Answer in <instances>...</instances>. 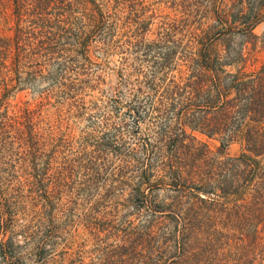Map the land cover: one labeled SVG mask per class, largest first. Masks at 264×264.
Segmentation results:
<instances>
[{
	"label": "trees",
	"instance_id": "trees-1",
	"mask_svg": "<svg viewBox=\"0 0 264 264\" xmlns=\"http://www.w3.org/2000/svg\"><path fill=\"white\" fill-rule=\"evenodd\" d=\"M231 1L232 19L218 0L225 33L192 35L178 48L167 17L146 40L156 14L142 0H0V264L47 262L58 215L111 173L110 156L120 161L110 191L79 222L99 261L89 264H264V62L252 68L253 50L228 45L234 29L242 44L259 40L264 0ZM93 49L134 52L151 74L141 66L143 80L123 85L126 110L116 105L75 148L58 124L45 128L42 108L54 95L77 105L69 75L87 76ZM45 71L52 84L38 102L9 104ZM146 117L152 134L137 138ZM130 139L138 142L126 152ZM234 144L240 153L230 156ZM18 160L24 173L11 181L3 175ZM115 190L122 202L99 218Z\"/></svg>",
	"mask_w": 264,
	"mask_h": 264
},
{
	"label": "rangeland",
	"instance_id": "rangeland-1",
	"mask_svg": "<svg viewBox=\"0 0 264 264\" xmlns=\"http://www.w3.org/2000/svg\"><path fill=\"white\" fill-rule=\"evenodd\" d=\"M146 6L150 8L156 14V19L150 27L149 33L146 35L147 41H154L157 38V33L160 28L161 21L164 17H167V22L170 24L171 33V45L178 48H185L189 44V40L192 35H196L198 38L204 36L209 32L225 33V29L221 30V23L219 18L222 12H219L218 7L220 3L218 0H142ZM246 2L254 3L252 0H246ZM232 1L227 0L226 8L227 13L232 14L234 10H229L232 6ZM250 6V5H247ZM150 14V13H149ZM232 19L233 16L230 15ZM162 31V28H160ZM243 30L234 29L236 34L235 39L228 45L230 46H245L253 50L256 54V62H252V68H259L264 62V20L259 23L254 29L253 34L259 37L257 42L248 44H242L241 35ZM137 54L134 52L124 54H113L110 52L106 57L101 55L96 49L90 51V59L92 65L88 68L87 76H76L70 74L69 78H73L74 85L78 89L76 94V103L74 105V98H57L50 96L49 100L44 101L42 108V119L45 123V128H48L49 124H58L62 130L70 133L75 138V148L82 142L83 138L90 134L91 129L98 128L102 125L107 118H112L114 114V108L116 105L120 107L121 111L126 110L128 106L127 90L128 87L123 86L127 83H133L136 80L142 81L143 75L139 73L141 66L147 75L151 74L146 62H140L135 60ZM140 58V56H138ZM49 70L58 71L56 65L49 66ZM48 71H45L43 75L38 77L37 80L28 84H23L11 93H9V104L14 105L16 102L34 103L37 96L43 89H48L52 84V79L48 77ZM99 76V77H98ZM131 85H129V88ZM145 88V92H146ZM119 103V104H118ZM73 104V105H71ZM152 119L146 117L141 121L138 128V137L145 135L150 136V128L152 127ZM44 133H46L44 131ZM69 134V135H70ZM199 139H204L198 136ZM136 140L130 139L125 145V151L127 152L131 148H136ZM138 144V143H137ZM138 149V147H137ZM125 152V153H126ZM240 153V147L237 144L231 145L227 154L230 156H237ZM5 156V155H0ZM20 156V155H19ZM21 157V156H20ZM23 157V156H22ZM7 158H1L0 160H6ZM14 157L13 160H15ZM22 159V158H20ZM5 162V161H3ZM14 165L9 170V175L4 174L11 181L24 173L23 165L18 160L13 161ZM6 165V164H5ZM3 165L6 168L7 165ZM120 161L110 156L105 160L104 167L108 172L100 176L101 180L97 184H93L87 191L79 193L72 206H70V212L67 215H58V219L55 221L56 231L53 232L50 244H52L53 250L47 262L43 264H76L80 260L77 259V252L83 260L84 264L98 263L97 258L91 254L94 247V241L89 233V229L85 228L83 223H79L86 214L90 212V209L100 201L102 197L108 195L110 182L108 181L112 172H115L119 167ZM11 177H16L11 179ZM7 183V180L2 181V187ZM106 190H108L106 192ZM117 190L114 192V196L105 203V208H100L101 212L98 217L108 220L111 218L110 211L116 206L117 203L122 202V198H116ZM158 199H164V193L157 192ZM118 199V201H117ZM117 202V203H116ZM119 216L122 214L121 206H118ZM75 239V241L73 240ZM73 241L76 242L73 244ZM27 264H33L32 260H28Z\"/></svg>",
	"mask_w": 264,
	"mask_h": 264
}]
</instances>
